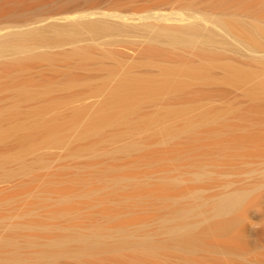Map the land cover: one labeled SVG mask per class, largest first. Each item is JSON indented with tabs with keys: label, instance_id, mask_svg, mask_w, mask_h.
<instances>
[{
	"label": "rangeland",
	"instance_id": "374dc122",
	"mask_svg": "<svg viewBox=\"0 0 264 264\" xmlns=\"http://www.w3.org/2000/svg\"><path fill=\"white\" fill-rule=\"evenodd\" d=\"M34 1L27 11L0 16V73L20 59L26 63L14 73L29 89L19 110L25 122L35 120L27 128L36 129L0 141V264H264V40L251 46L217 22L233 12L244 24L254 22L264 0ZM68 14L76 15L74 21L55 20ZM114 15L126 16L129 25L117 27ZM94 19L110 27H84ZM177 23L211 35L209 48L199 51L205 55L198 52L202 58L192 48L171 49L158 33ZM34 28L42 38L18 45L20 34ZM7 39L12 41L3 46ZM79 49L88 53V62L74 60L71 53ZM38 54L53 56V65L35 60ZM179 55L193 63L204 58L242 66L253 77L225 83L215 63L213 84L142 95L141 103L125 111L122 127L78 136L91 128L97 110L106 112L104 100L130 63L146 74L153 71L140 69L147 59L167 62ZM12 95L1 92L0 108L11 107ZM241 197L231 214H216ZM178 221L195 224L193 237L181 242L172 236ZM74 239L88 240V247ZM60 241H66L64 250L50 248ZM84 247L89 249L82 254Z\"/></svg>",
	"mask_w": 264,
	"mask_h": 264
},
{
	"label": "bare ground",
	"instance_id": "6f19581e",
	"mask_svg": "<svg viewBox=\"0 0 264 264\" xmlns=\"http://www.w3.org/2000/svg\"><path fill=\"white\" fill-rule=\"evenodd\" d=\"M6 1V0H5ZM28 1H31V2H29L28 3ZM45 0H39V2L40 3H43ZM48 1L49 0H46L45 1V3H48ZM2 2V1H1ZM1 2H0V4H1ZM34 0L32 1V0H7L6 2H3V4L2 5H0V16L2 17V16H4V15H8L9 13H13V12H23L24 10H28V9H31V8H33L32 6H34ZM32 4V5H29V4ZM36 3H37V1H36ZM44 4V3H43ZM7 5V6H6ZM257 5H259V4H257ZM31 7V8H30ZM80 14V13H79ZM94 13H88L87 15L89 16H91V15H93ZM106 14V13H105ZM228 14V13H227ZM226 14V15H227ZM85 15V14H84ZM86 15V16H87ZM243 15V14H242ZM79 16H81V15H79ZM109 16H112V15H109ZM116 15H114L113 17H115ZM240 16V15H239ZM238 16V14H237V12H233L232 13V15L230 14H228L227 16H225L224 15V17H221L220 19H218V24L220 25V26H223V27H225V29H227V30H229V31H231V32H233V33H236L238 36H240V38L242 39H245L246 41H248L249 43L248 44H250L251 43V46L252 45H256V47H257V45L259 46V42L261 41V40H264V27L262 26V25H260V21H261V19H262V21L264 20L263 18H264V5H262V6H258V9L256 10V13H255V15L252 17V15H251V19L252 20H254V22H246L245 24L242 22V21H246V19L244 20V19H242V18H240ZM245 16L247 17V15L245 14ZM249 16V15H248ZM75 17H76V15H73V14H68V15H66V16H62V17H55V20L56 21H60V20H72V21H74V19H75ZM220 17V16H219ZM218 17V18H219ZM82 18V17H81ZM84 18H85V16H84ZM116 18H118V20H120L119 22H116V24H117V27H118V25L121 27V26H124L125 27V25L127 26V25H129L127 22H128V18L126 17V16H123V15H117L116 16ZM134 18H136V17H134ZM245 18V17H244ZM54 19V18H53ZM132 19V18H131ZM182 19H183V21H184V17H182ZM181 18L180 19H176V20H182ZM186 19V18H185ZM249 19H250V17H249ZM77 20V19H76ZM95 20V22H91V23H93V24H90V23H88L87 25H84V24H82V25H84V27H86V28H89V29H95V28H97L98 27V29H104L105 30V28L104 27H110V25L109 24H103V22L101 23V24H96V22L98 23V22H100V21H96V20H98V19H94ZM138 20V19H137ZM187 20V19H186ZM130 21V20H129ZM136 21V20H135ZM189 21V20H188ZM250 21V20H249ZM77 22V21H76ZM82 22H84V21H82ZM177 22V21H176ZM182 22V21H181ZM190 22V21H189ZM87 23V22H86ZM114 23V22H113ZM112 23V24H113ZM175 23V22H174ZM188 23V22H187ZM263 23H264V21H263ZM57 24V23H56ZM116 24L114 25L115 27H116ZM179 23H177L176 24V26H175V24H172V25H164V26H162L161 27V29L159 30V34H160V36H163V37H165V39H166V42L172 47L171 49H181V48H192L193 50H194V56H196V55H198L199 56V53L200 52H202V51H206V50H204V49H206L205 47L207 46V45H209V44H211L212 43V37H211V35L209 34H204V33H202L201 31L200 32H198V31H196V27H191V24L189 25V24H187V25H185V24H180V25H178ZM77 25V24H76ZM133 25H134V23H133ZM194 25V24H193ZM196 25V24H195ZM81 26V25H80ZM112 26V25H111ZM114 26L112 27V28H114ZM130 26H132V24H130ZM129 26V27H130ZM135 26V25H134ZM42 27V26H41ZM57 27H59V25L57 26ZM65 27V26H64ZM70 27V26H69ZM76 27V26H75ZM133 27V26H132ZM223 27H222V29H223ZM37 29H38V27H36ZM67 28V27H66ZM79 28H81V27H79ZM35 29V28H34ZM37 29H35V31L37 30ZM41 29V28H40ZM43 29V28H42ZM69 29V28H68ZM71 29H73V27L71 28ZM115 29H117V28H115ZM119 29V28H118ZM57 30H59V31H63V29L61 28H59V29H57ZM75 30V29H74ZM73 30V31H74ZM81 30H83V29H81ZM103 30V31H104ZM122 30V29H121ZM29 31V30H28ZM58 31V32H59ZM67 31V30H66ZM70 31V30H69ZM76 31V30H75ZM120 31V30H119ZM126 31V30H125ZM130 31V30H129ZM17 32V31H16ZM15 32V33H16ZM26 31H24V35L23 34H20V35H22V36H19L18 35V32L16 33L17 34V36H19V38H17V40H15V41H18V45H20V44H23V41H26V40H30V41H33V40H36V39H38L39 37H40V34H42L41 32H40V34H39V32H34V30H33V32H32V30L30 29V31L29 32H27V34L25 33ZM206 32V31H205ZM14 33V34H15ZM20 33V32H19ZM22 33V32H21ZM63 34H65V30H64V32H62ZM70 33V32H69ZM206 33H208V32H206ZM10 34H11V32H9V36H10ZM15 34V35H16ZM54 34H56L55 33V31H54ZM59 34V33H58ZM66 34H68V33H66ZM7 35V34H6ZM6 35H1V37L3 38L4 36V39L6 38ZM13 35V34H12ZM14 35V36H15ZM43 35V34H42ZM42 35H41V37L39 38V39H41L42 38ZM199 35H201L202 37L201 38H203V40L202 39H200V40H196V37H197V39H198V37H200ZM8 36V35H7ZM63 36V35H62ZM213 36V35H212ZM66 37V36H65ZM72 37V35L70 36V38ZM10 38V37H9ZM13 38L14 37H12L11 39L13 40ZM16 38V37H15ZM14 38V39H15ZM55 38H57V36H55ZM64 38V37H63ZM69 38V37H68ZM213 38H215V37H213ZM58 39V38H57ZM162 39V38H161ZM195 39V40H194ZM8 40H10V39H7V41ZM12 40H10V41H12ZM163 40V39H162ZM202 40V41H201ZM14 41V40H13ZM37 41V40H36ZM2 42V41H1ZM3 42L5 43L6 42V40L4 41L3 40ZM21 42V43H20ZM213 42H215V41H213ZM262 42V41H261ZM3 43V46L4 45H9V41L7 42L8 44H4ZM33 43V42H32ZM209 43V44H208ZM1 44V43H0ZM161 44V43H160ZM260 44H262V43H260ZM17 45V46H18ZM165 45H166V43H165ZM1 46H2V44H1ZM12 46V45H11ZM21 46V45H20ZM14 47H16V46H14ZM169 47V46H168ZM208 47V46H207ZM262 47V46H261ZM8 48V47H7ZM13 48V47H12ZM209 48V47H208ZM211 48V47H210ZM3 48H1V50H2ZM6 49V48H5ZM80 49H82V48H80ZM79 49V51H71V52H73V53H71V55L72 56H74L75 55V58L74 57H72V58H74V60L75 59H78L77 60V64H79V61H80V63H84L85 61L86 62H88L87 60H88V57H87V55H88V53L87 52H85V51H83V50H80ZM213 49H214V47H213ZM4 50V49H3ZM183 50V49H182ZM208 50V49H207ZM200 51V52H199ZM214 51V50H213ZM218 51V50H217ZM199 52V53H198ZM70 53H69V55H70ZM197 53V54H196ZM203 53V52H202ZM202 53H200V54H202ZM212 53V52H211ZM210 53V54H211ZM42 55H44V54H38V57L37 58H34L35 60H45L44 62H49V64L51 65L52 63H50L51 62V60H52V58H53V56H52V58L51 57H49L48 58V56H47V58H45V55H44V57H40V56ZM203 55H205V53L204 54H202V57H203ZM66 56H68L67 54H66ZM65 56V59H68V57H66ZM209 55H207V57H208ZM218 56H219V54H218ZM167 57H169V56H167ZM175 57L176 56H174V58H171V56H170V58H168L166 61L167 62H162V61H164V59H166V57L162 60H160L161 62H159V61H157V62H149V63H147L149 60L147 59L144 63H142V64H140V62H139V64H140V66L141 65H143L142 67H140V69L141 68H144V65H145V68H146V66H147V68L149 67H151L152 69H153V71H150V72H148L147 73V71L145 70V72H146V74H144V73H142L141 72V70L139 71V70H136L135 68L136 67H139V65H137L136 63L137 62H133L132 64L130 63L129 65H128V67H126V69L121 73V74H119V77L116 79V81H115V84H114V86L112 87V90L108 93L109 95L107 96V98H105V104H106V106H105V109H106V112H103V111H100V109L99 110H97V112L93 115V118H92V120H90V122L92 123V121L93 122H95L96 123V127L95 126H92V124L90 123V125H91V128L89 129V128H86L84 131H82V134H78V136L79 135H81V136H83V137H85L84 135L85 134H88V133H91V131H93V132H96V134H98L97 133V131H100V129L101 128H103V126H105V127H107V126H109V125H111L112 126V124H121V125H124L125 123H126V120H125V116H126V110L128 109H130V108H134L135 107V104H138V103H141L140 102V100H141V96L142 95H147V94H154V93H156L157 94V92L159 93V92H169V91H173V90H178V91H180L181 89H186V87H189V86H191V85H206V86H208L209 84L208 83H212V81L214 82V79L212 80V78H214V77H212L213 75H212V66L214 67V65H215V63L217 64V62H215V60L213 59H211L210 61H212L213 62V64H212V62L210 63L209 61H208V59H207V61L209 62V63H207V61H206V63L205 62H203L202 60L204 59H201L200 60V58H202V57H198L199 58V61L196 63V61H194L195 63H193L191 60H186L183 56H181L180 57V55H179V58H177V59H175ZM183 57V58H182ZM211 57V56H210ZM216 57H217V54H216ZM222 57V56H221ZM24 58V60H26V58L25 57H23ZM51 58V59H50ZM89 58H91V56L89 55ZM209 58V57H208ZM223 58V57H222ZM27 59H29V58H27ZM57 58H55V60H56ZM61 59V58H60ZM194 59V58H193ZM19 60V59H18ZM21 60L22 59H20L18 62L19 63H13L12 65H10V66H13L11 69H8L7 71H6V68L3 70V72L4 73H0V94H1V92L3 91V90H13V95L12 96H14V98L13 99H15L14 100V102L12 103V105H11V107L10 108H5V109H3V108H0V141H3V139H6L7 137H9V138H11L12 136H18V135H20V134H22L23 132H25L26 130L28 131V130H31V131H34V130H36L35 128H27V123H32V122H34L32 119H28V120H30V121H24L25 120V117H24V120H23V118H21L22 116H21V113H20V110H19V104H20V101H21V97L22 96H25L23 93H26V91H28V90H24V89H27V88H24L23 89V87H25L24 85H23V87L21 86L22 84H24L23 83V81L21 82L22 84H19L20 83V81H19V83H18V79H17V76L14 74V73H17V72H15L16 70H18V69H20L21 68V66H22V64H24V63H20L21 62ZM220 60V59H219ZM31 61V60H30ZM61 61H63L62 59H61ZM65 61V60H64ZM76 61V60H75ZM135 61H136V59H135ZM22 62H23V60H22ZM52 62H53V60H52ZM219 62V61H218ZM226 62V61H225ZM27 63H29V61L27 62ZM30 63H32V62H30ZM221 63L222 62H220V65H218L219 66V68L221 69V70H223V74H222V77L224 78V81H225V83H228V84H240L241 82H243V80L244 81H246L247 82V79H249L248 78V76L250 75V74H252V73H250V72H247L244 68H241V67H239V66H235V65H225L224 63H222V64H224V65H222L221 66ZM244 64V63H243ZM53 65V64H52ZM80 65H83V64H80ZM25 66H27L26 65V63H25ZM48 66V65H47ZM215 67H216V65H215ZM222 67V68H221ZM146 68V69H147ZM25 69H26V67H25ZM138 69V68H137ZM23 69L21 68V71H22ZM148 70V69H147ZM262 70V69H261ZM21 71H19L20 73H22ZM111 71V70H110ZM251 71V70H250ZM262 71H264V70H262ZM144 72V71H143ZM19 73V74H20ZM110 73V72H109ZM248 73H250V74H248ZM262 73V72H261ZM260 74V73H259ZM258 74V75H259ZM22 75V74H21ZM216 76V75H215ZM251 77L250 78H252L253 76L252 75H250ZM260 76V75H259ZM21 78V77H20ZM19 78V79H20ZM222 78V79H223ZM217 80H219V78H217ZM263 80V79H262ZM252 81V80H251ZM254 81V80H253ZM258 82H260V81H258L257 80V83ZM262 82V81H261ZM264 82V81H263ZM221 83V82H220ZM249 83V82H248ZM250 83H253V82H250ZM249 83V84H250ZM213 84V83H212ZM215 84V83H214ZM248 84V85H249ZM254 85V84H253ZM241 86V85H240ZM256 86V85H255ZM255 86L253 87V89L255 88ZM257 86H258V84H257ZM205 87V86H204ZM231 87V86H230ZM235 87V86H234ZM262 87V86H261ZM242 88V87H241ZM252 88V87H251ZM64 89V88H63ZM62 89V90H63ZM260 89V88H259ZM252 92H253V90L252 89H250ZM257 90V89H256ZM262 90H264V88H262ZM25 91V92H24ZM43 91V90H42ZM177 91V92H178ZM247 91H248V89H247ZM254 91H255V89H254ZM6 92V91H5ZM10 92V91H9ZM30 92V91H29ZM255 92H257V91H255ZM32 93V92H31ZM37 93V92H36ZM35 93V94H36ZM246 93H248V92H246ZM263 93H264V91H263ZM39 94V93H38ZM43 94V93H42ZM170 94V93H169ZM254 94V93H253ZM27 95H29L28 93H27ZM249 95V94H248ZM251 95H252V93H251ZM256 95H257V93H256ZM31 96V95H30ZM29 96V97H30ZM35 96V95H34ZM149 96H151V95H149ZM250 96V95H249ZM253 96H255V95H253ZM258 96H259V94H258ZM27 97V96H26ZM28 97V98H29ZM33 97V96H32ZM31 97V98H32ZM36 97V96H35ZM38 97V96H37ZM40 97V96H39ZM251 97V96H250ZM261 97V96H260ZM252 98V97H251ZM35 99V98H34ZM259 99V98H258ZM27 100V99H26ZM255 100V99H254ZM260 100V99H259ZM0 101H1V99H0ZM256 102V101H255ZM45 103V102H44ZM51 104V103H50ZM1 105V104H0ZM50 107V106H49ZM36 111V110H35ZM37 113H38V111H37ZM40 113V112H39ZM167 113V112H166ZM23 114V113H22ZM31 114V113H30ZM36 115V114H35ZM38 115V114H37ZM203 115V114H202ZM127 118V117H126ZM202 120V119H201ZM200 120V121H201ZM211 120V119H210ZM210 120H208V121H210ZM217 120V119H216ZM218 121V120H217ZM193 123V122H192ZM197 123V122H196ZM190 124V123H189ZM199 124V123H198ZM51 125V124H50ZM121 125H119V126H121ZM192 125V124H191ZM214 125V124H213ZM186 126V125H185ZM190 126V125H189ZM196 126V125H195ZM43 127H45V126H43ZM50 127V126H49ZM56 126H53L52 128H55ZM122 127V126H121ZM187 127V126H186ZM41 129V128H40ZM44 129V128H43ZM42 129V130H43ZM45 129H46V127H45ZM47 129H49V130H51L50 128H47ZM38 130V129H37ZM52 130H54V129H52ZM60 131V130H59ZM86 131H90V132H88V133H85ZM190 131V130H189ZM35 132V131H34ZM48 132V131H47ZM50 132V131H49ZM52 132V131H51ZM54 132V131H53ZM37 133V132H36ZM80 133H81V131H80ZM184 133V132H183ZM24 134V133H23ZM26 135V134H25ZM28 135V134H27ZM33 135V134H32ZM49 135V134H48ZM54 135H55V133H54ZM80 137V136H79ZM176 137V136H175ZM178 137V136H177ZM2 143V142H1ZM124 146V145H123ZM121 148V147H120ZM129 148V147H128ZM124 152V151H123ZM117 153V152H116ZM199 178V177H198ZM200 179V178H199ZM198 180V179H197ZM200 181V180H199ZM240 196V195H239ZM247 197V196H246ZM247 198H249V197H247ZM244 199V198H243ZM242 199V197H241V199H239L238 198V200H236V201H234V202H230V204L229 205H226L227 206V208H226V206H225V208H223V209H221V207L220 206H218V207H220V210H219V208H218V210H216V214L217 215H222L223 216V214H225V215H228V214H231L238 206H239V204H241V202L243 203V200ZM248 200V199H247ZM219 201V200H218ZM224 201V200H223ZM224 203H226V202H224ZM219 204V203H218ZM216 206V205H215ZM224 206V205H223ZM217 207V206H216ZM216 207H213V208H216ZM197 208H198V206H197ZM190 209V208H189ZM196 210H198V209H196ZM185 211V210H184ZM211 211V210H210ZM179 211H177V213H178ZM181 212V211H180ZM185 212H187V211H185ZM196 213V212H195ZM214 214H215V212H213ZM182 213H180V215H181ZM192 214V213H191ZM190 214V215H191ZM212 214V213H211ZM177 215V214H176ZM179 215V216H180ZM185 214H183V215H181L180 217H185L184 216ZM189 215V213L186 215V216H188ZM201 216V215H200ZM215 216V215H214ZM178 217V216H177ZM190 217V216H189ZM209 217H211V216H209ZM229 218V217H228ZM238 218V217H237ZM186 219H188V218H186ZM185 219V220H186ZM207 219H208V217H207ZM167 220V219H166ZM176 220V219H175ZM183 221V218H179V221ZM206 220V219H205ZM230 220V219H229ZM171 221V220H170ZM173 221V220H172ZM179 221H178V223H179ZM196 221H197V219H196ZM214 221V220H213ZM164 222V221H163ZM174 222V221H173ZM176 222V221H175ZM185 222V221H184ZM193 222H194V220H193ZM192 222V223H193ZM210 222V221H209ZM178 223H176V224H178ZM192 223H187L186 222V224L184 223L183 224V222L180 224L179 223V225H176V224H174V226L171 228L172 230H171V234H172V236L173 235H175L178 239L179 238H181L180 239V241L183 239V238H185V237H193V234H194V232H195V230H196V226H195V224H192ZM204 223V222H203ZM163 224V223H162ZM169 224V223H168ZM190 224V225H189ZM171 226V225H170ZM212 227V226H211ZM167 230V229H166ZM227 230V229H226ZM168 231V230H167ZM169 233H170V231H169ZM95 231H94V233H93V235L95 236ZM91 235V234H90ZM89 235V236H90ZM119 236V235H118ZM120 236H121V234H120ZM171 236V235H170ZM95 237H99V235H98V233L96 234V236ZM92 238V240L93 239H95L94 241H96L97 239L96 238ZM116 238H117V236H115ZM122 237V236H121ZM121 237H120V239H121ZM175 237V238H176ZM90 238H91V236H90ZM123 238V237H122ZM126 238V237H125ZM87 239H89V237L87 238ZM119 239V240H120ZM124 239V238H123ZM127 239V238H126ZM125 239V240H126ZM186 239V238H185ZM184 239V240H185ZM74 240H76V239H74ZM79 241H80V239H78ZM130 240V239H129ZM128 240V241H129ZM133 240V239H132ZM170 240H172V239H170ZM174 240V239H173ZM189 240V239H188ZM192 240V239H191ZM77 241V240H76ZM79 241H77V242H79ZM84 241H87L88 242V240H81L80 242H82V245L83 244H86V243H83ZM90 241V244H91V240H89ZM115 241H118V240H115ZM121 241H124V240H122L121 239ZM120 241V242H121ZM183 241V240H182ZM181 241V242H182ZM194 241V240H193ZM61 242V243H60ZM60 242H55L54 244H52V246H50V248H60L61 250H62V248L65 246V247H67V245H64L65 244V242L66 241H60ZM62 242H63V244H62ZM68 242H71V241H67V243ZM79 242V243H80ZM96 242H98V241H96ZM188 242V241H187ZM187 242H185V244L187 245ZM89 243V242H88ZM93 243V242H92ZM99 243V242H98ZM97 243V244H98ZM123 243V242H122ZM126 243V242H125ZM178 243V242H177ZM194 243V242H193ZM51 244V243H50ZM121 244V243H120ZM127 244V243H126ZM183 244H184V242H183ZM184 244V245H185ZM195 244V243H194ZM64 245V246H63ZM74 245V244H73ZM78 245V244H77ZM92 245V244H91ZM132 245V244H131ZM177 245V244H176ZM83 246H87V245H83ZM90 246V245H89ZM96 246V245H95ZM118 246V245H117ZM127 246V245H126ZM142 246V245H141ZM179 246V245H178ZM194 246V245H193ZM77 247V246H76ZM79 247V246H78ZM85 247H84V249H85ZM88 247V246H87ZM99 247V246H98ZM108 247H110V246H108ZM112 247H114V248H116L115 246H114V244H113V246ZM123 247V246H122ZM128 247V246H127ZM131 247V246H130ZM165 247V246H164ZM163 247V248H164ZM167 247V246H166ZM171 247V246H170ZM177 247V246H176ZM189 247V246H188ZM43 248V247H42ZM45 248V247H44ZM80 248V247H79ZM106 248V247H105ZM118 248H119V246H118ZM133 248V247H132ZM65 249H68V248H65ZM70 249V248H69ZM83 249V248H82ZM81 249V250H82ZM87 250L89 249V248H86ZM86 249L85 250H83L82 251V254H84V252L86 251ZM92 249H95V248H92ZM120 249V248H119ZM122 249H125V248H122ZM138 249V248H137ZM142 249H145V251H146V248H142ZM156 249H158V248H156ZM162 249V248H161ZM182 249V248H181ZM193 249V248H192ZM38 250V249H37ZM52 250V249H51ZM63 250H64V248H63ZM151 250V249H150ZM153 250V249H152ZM41 251H42V249H41ZM40 251V252H41ZM45 251V250H44ZM47 251H49V247L47 248ZM58 251V250H57ZM120 251V250H119ZM148 251V250H147ZM37 252V251H36ZM35 252V253H36ZM43 252V251H42ZM53 252H55V251H53ZM65 252V251H64ZM111 252H112V250H111ZM114 252V251H113ZM143 253H144V251H142ZM151 252V251H150ZM156 252V251H155ZM52 253V252H51ZM59 253V252H58ZM152 253V252H151ZM150 253V254H151ZM154 253V252H153ZM41 254V253H40ZM43 254V253H42ZM47 254H49V253H47ZM54 253H52V255H53ZM60 254V253H59ZM81 254V255H82ZM51 255V254H50ZM63 255H64V253H63ZM12 256H13V254H12ZM35 256H37V254L35 255ZM40 256V255H39ZM55 256V255H54ZM58 256V255H57ZM60 256V255H59ZM66 256V255H65ZM83 256V255H82ZM41 257V256H40ZM53 257V256H52ZM63 257V256H62ZM44 258V257H43ZM10 259V258H9ZM15 259V258H14ZM18 258H16V260H17ZM25 259V258H24ZM41 258H38V260H40ZM47 259H48V257H47ZM50 259V258H49ZM55 259V258H54ZM53 259V260H54ZM58 259V258H57ZM13 260V259H12ZM11 260V261H12ZM19 260V259H18ZM23 259H21V261H22ZM31 260V259H30ZM36 260V259H35ZM44 260H45V258H44ZM43 260V261H44ZM28 261V260H27ZM41 261V260H40ZM52 261V260H51ZM56 261V260H55ZM17 262V261H16ZM37 262V261H36ZM39 262V261H38ZM48 262V261H47ZM10 263H12V262H10ZM21 263V262H20ZM25 263H26V261H25ZM25 263H23V264H25ZM41 263V262H40ZM46 263V262H45ZM52 263V262H51ZM32 264V263H31Z\"/></svg>",
	"mask_w": 264,
	"mask_h": 264
}]
</instances>
